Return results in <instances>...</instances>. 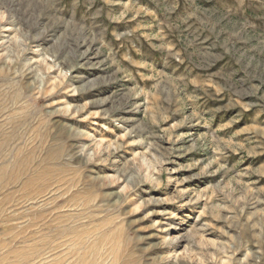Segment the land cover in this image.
I'll list each match as a JSON object with an SVG mask.
<instances>
[{"label":"rangeland","instance_id":"374dc122","mask_svg":"<svg viewBox=\"0 0 264 264\" xmlns=\"http://www.w3.org/2000/svg\"><path fill=\"white\" fill-rule=\"evenodd\" d=\"M0 264H264V0H0Z\"/></svg>","mask_w":264,"mask_h":264}]
</instances>
